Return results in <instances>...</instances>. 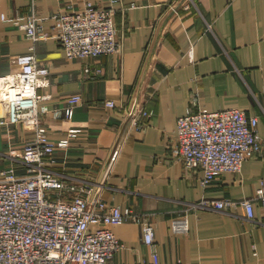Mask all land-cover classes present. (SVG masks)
I'll return each mask as SVG.
<instances>
[{
  "label": "crops",
  "instance_id": "0c3cea01",
  "mask_svg": "<svg viewBox=\"0 0 264 264\" xmlns=\"http://www.w3.org/2000/svg\"><path fill=\"white\" fill-rule=\"evenodd\" d=\"M107 1L0 0V75L34 46L37 60L49 67L39 88L52 95L42 117L49 138L58 143L71 127L81 130L69 147L56 148L46 168L66 181H97L120 142L104 197L151 223L154 245L132 219L112 225L125 248L108 264H264V200L256 197L264 160L248 158L239 172L222 171L202 187L203 171L186 167L174 152L177 119L188 108L258 115L264 139V0H198V9L178 13L168 5L173 0H120L113 6L122 50L67 58L56 36L57 13ZM33 13L47 38L34 40L23 27ZM74 95L79 99L72 101ZM133 102L154 111L140 129L127 118ZM69 106L71 119L64 114ZM29 137L0 122V173L24 172L12 157ZM203 197L253 198L255 216L248 219L242 205L227 211L195 206ZM176 219H187L188 232L173 229Z\"/></svg>",
  "mask_w": 264,
  "mask_h": 264
},
{
  "label": "built area",
  "instance_id": "2783aa9c",
  "mask_svg": "<svg viewBox=\"0 0 264 264\" xmlns=\"http://www.w3.org/2000/svg\"><path fill=\"white\" fill-rule=\"evenodd\" d=\"M118 1L108 0L107 5L86 2L81 9L68 5L67 10L57 13L56 36L67 58L122 50L123 36H119L114 19L113 4ZM168 5L178 13L198 9V0H173ZM41 20L33 13L23 25L34 40L48 37ZM190 56L193 58L192 52ZM48 74L49 67L37 60L32 46L17 54L14 67L0 75V122L19 126L30 134L21 152L12 157L24 165V172L11 168L0 173V264H108L115 253L125 248L111 226L129 219L142 226L144 241L154 245L151 223L143 222L129 206H109L104 197L106 179L118 157L120 142L114 146L103 176L97 181H66L46 168L48 157L56 148L69 147L81 133L79 127H71L58 143L49 138L42 117L52 95L39 92ZM78 99L74 95L72 101ZM106 104L115 106L113 100ZM126 108L132 128L144 127L154 114L153 109L138 102ZM64 114L71 119L73 107L65 108ZM258 123V115H248L239 108H188L177 119L176 158L188 168L202 170L201 185L206 187L222 171L239 172L248 158L264 160V139ZM256 197L264 200V181L257 188ZM194 205L217 211L242 205L248 219L255 216L253 198L203 197ZM173 229L188 232L187 219H176ZM154 257L157 261V252Z\"/></svg>",
  "mask_w": 264,
  "mask_h": 264
}]
</instances>
